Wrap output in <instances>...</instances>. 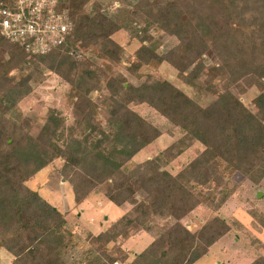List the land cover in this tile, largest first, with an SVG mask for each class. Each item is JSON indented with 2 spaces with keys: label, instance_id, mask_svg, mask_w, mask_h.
Returning a JSON list of instances; mask_svg holds the SVG:
<instances>
[{
  "label": "trees",
  "instance_id": "obj_1",
  "mask_svg": "<svg viewBox=\"0 0 264 264\" xmlns=\"http://www.w3.org/2000/svg\"><path fill=\"white\" fill-rule=\"evenodd\" d=\"M60 1L73 24L61 46L31 54L0 34V56L7 55L0 61V249L12 255L10 264L195 263L223 236L246 229L218 214L240 188L234 177L254 184L264 179V0H135L115 12L97 1L90 10L89 0ZM153 27L177 42L159 50L158 40L145 37ZM120 30L140 42L128 69L136 85L112 67L124 52L112 38ZM33 60L70 86L66 108L75 122L67 134L64 117L52 109L35 135L27 120L8 116L32 89L33 72L27 71ZM163 62L192 96L166 78L140 72ZM252 86L258 94L250 109L232 88L245 93ZM93 92L105 94L99 101ZM141 103L182 134L153 157L130 164L161 134L133 109ZM195 143V156L168 170ZM55 161L76 204L105 185L106 197L126 211L80 241L64 213L29 184ZM200 206L213 215L192 231L181 219ZM247 213L252 228L264 231V211L251 206ZM140 232L152 240L129 260L119 239ZM251 241L255 256L249 264H264V243ZM76 248L80 255L68 260Z\"/></svg>",
  "mask_w": 264,
  "mask_h": 264
},
{
  "label": "rangeland",
  "instance_id": "obj_2",
  "mask_svg": "<svg viewBox=\"0 0 264 264\" xmlns=\"http://www.w3.org/2000/svg\"><path fill=\"white\" fill-rule=\"evenodd\" d=\"M94 1L101 3L102 7L107 10V12H115L117 8L123 5H130L135 0H89L85 8L90 10V6ZM145 37L146 40H149L151 37L158 40L161 43L159 50H166L177 42L174 37L163 34L156 27L150 29ZM112 38L124 48V52L120 56V61L112 64V67L120 70L127 76L128 80L133 85L138 84L139 81L128 69L135 60V51L140 45L139 40L131 37L129 33L124 30L117 31L113 34ZM86 56L92 60L96 59L90 52H87ZM6 58L7 55L4 54L0 56V61L2 62ZM29 66L30 69H28L27 72H33L30 81L32 89L28 95L17 101L12 107L8 113L9 118L15 122L27 120V123H29L31 127L30 132L35 135L44 124L52 109L55 114L64 117V134L69 133V127L74 125L75 122L73 110L66 108L70 86L57 75L49 71L44 64L36 60H33ZM140 72L151 76L152 79L157 76L166 78L188 93V95H193L191 88L177 79V72L166 62L159 64L156 70H154L152 66H145L141 68ZM212 88L213 84L208 87V90ZM232 91L244 105L253 109L252 101L258 94V89L255 86L248 88L245 93H239L235 88H232ZM104 94L103 92H93L91 96L100 101ZM209 96L206 95L203 97L204 102L210 99ZM196 97L198 98V96ZM133 109L157 126L161 130V134L152 144L137 152L131 159L130 164L142 162L149 157H153L159 151L177 140L182 134V130L179 127H173L164 116L149 105L141 103L133 105ZM96 118L104 124V119L98 114V109H96ZM197 146H199V144L195 143L183 152L178 159L174 160L170 166H168V170L175 172L181 163L193 158L195 156L194 148ZM130 164L129 166H131ZM60 165V161H55L48 167H45L29 182V184L64 213L67 220V228L75 232L80 241H84L87 232L98 234L100 231L105 230L119 217V215L126 211L125 206L119 207L106 197L105 191L107 188L105 185H101L98 189L91 192L82 202L76 204L73 199L71 184L62 179L59 172ZM234 178L241 183L240 188L233 197H230L229 201L221 209V213L219 212V215L225 219L233 218L234 216V218L244 224L246 229H244V231L232 230L222 242L218 243L215 253L201 259L197 264H221L223 262L224 264H247L255 256V247L251 240L257 236V232L253 230L250 219H248L249 217L247 216L245 219L244 213L248 214L247 209L251 206L264 211V179L260 183L254 184L249 180L241 178L238 174ZM212 215L213 213L211 211L200 206L194 209L189 215L182 218L181 222L190 230L194 231ZM149 237L150 239L147 240L144 238L141 239L140 235L135 236V233L120 237V246L129 253V260L132 258L134 252L142 250L148 243V240L152 239V237L147 234V238ZM214 251L215 250H213V252ZM220 251L225 254L221 256L219 253ZM79 255L80 252L78 248H76L68 252L66 258H68V260H73ZM12 258L9 252L0 249V264H10Z\"/></svg>",
  "mask_w": 264,
  "mask_h": 264
},
{
  "label": "built area",
  "instance_id": "obj_3",
  "mask_svg": "<svg viewBox=\"0 0 264 264\" xmlns=\"http://www.w3.org/2000/svg\"><path fill=\"white\" fill-rule=\"evenodd\" d=\"M60 0L0 1V34L31 54H45L61 46L72 31Z\"/></svg>",
  "mask_w": 264,
  "mask_h": 264
},
{
  "label": "crops",
  "instance_id": "obj_4",
  "mask_svg": "<svg viewBox=\"0 0 264 264\" xmlns=\"http://www.w3.org/2000/svg\"><path fill=\"white\" fill-rule=\"evenodd\" d=\"M230 199V198H229ZM229 199L225 202V204L229 201ZM224 204V205H225ZM223 205V206H224ZM223 206L221 207V209L223 208ZM221 209L218 211V214H219V212L221 213ZM240 214H241V212H240ZM245 214V219H246V217L248 216L249 218L248 219H250V222H251V217H250V215H248V214H246V213H244ZM120 216V215H119ZM234 217V216H233ZM241 217H242V214H241ZM247 219V220H248ZM254 230V229H253ZM256 231V230H255ZM257 232V236H256V238H258V239H260L263 243H264V236H259V235H264L263 233H264V231H262V232H258V231H256ZM145 233V232H144ZM140 233V234H135V236H138V235H140V238L141 239H145V240H147V239H150V237L149 238H147V233ZM229 234V233H228ZM228 234H226L225 236H223L219 241H217L216 243H214L213 245H211L210 246V248H209V250H208V253L206 254V255H204V256H202L200 259H198L195 263H193V264H197V263H199V261H201V259H203V258H205V257H209L210 256V254H213V253H215L216 252V246L218 245V243H220V242H222V240L223 239H225L226 238V236L228 235ZM148 236H149V234H148ZM140 239V240H141ZM152 240V239H151ZM151 240H148V243L142 248V250L151 242ZM139 241V240H138ZM142 250H140V251H142ZM213 250H215L214 252H213ZM139 251V252H140ZM135 253H138V252H134V254ZM220 254H221V256L223 255V254H225V253H223L222 251H220L219 252ZM216 256V255H215ZM215 258V257H214ZM253 259V258H252ZM252 259L250 260V262L252 261ZM250 262H248L247 264H249ZM221 263V262H220ZM224 263V262H223Z\"/></svg>",
  "mask_w": 264,
  "mask_h": 264
}]
</instances>
